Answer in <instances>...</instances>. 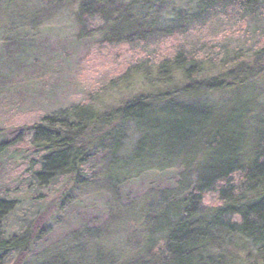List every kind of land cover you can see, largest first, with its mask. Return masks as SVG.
I'll return each instance as SVG.
<instances>
[{
	"label": "trees",
	"instance_id": "1",
	"mask_svg": "<svg viewBox=\"0 0 264 264\" xmlns=\"http://www.w3.org/2000/svg\"><path fill=\"white\" fill-rule=\"evenodd\" d=\"M2 1L11 3L19 17L33 19L32 0ZM227 9L264 18V0H80L73 17L79 26L88 18H100L109 38L146 39L184 32L186 24ZM205 65L177 50L156 66V81L170 85V90L139 95L106 114L78 107L43 118L42 124L31 127L27 143L40 155L29 163L27 190L64 179L50 202L57 204L73 191L92 186L96 144L109 156L104 183L111 191L130 180L120 181V166L129 169L145 160L147 174L161 173L170 160L179 166L195 161L193 172L185 174V168L173 190L151 191L155 200L141 216L146 235L126 264H264V112L248 118L250 104L264 95L259 88L264 81V40L251 52L235 50L223 70L208 71ZM223 93L231 99L221 104L216 97ZM129 130L140 138L122 160L118 153ZM248 132H254V140L246 156ZM15 145L2 140L0 156ZM4 164L0 160L1 168ZM239 174V182H233ZM6 183H0V264H8L12 254L23 263L41 230L35 229L38 220L21 232L8 230L10 216L24 201L14 197ZM211 193L217 203L208 207L204 198ZM158 231L163 232L161 253L152 247L153 232Z\"/></svg>",
	"mask_w": 264,
	"mask_h": 264
},
{
	"label": "rangeland",
	"instance_id": "2",
	"mask_svg": "<svg viewBox=\"0 0 264 264\" xmlns=\"http://www.w3.org/2000/svg\"><path fill=\"white\" fill-rule=\"evenodd\" d=\"M32 1L34 17L28 19L19 17L11 3L0 0V142L7 138L17 142L8 154L0 156L5 163L0 167V183L7 182L11 194L24 201L10 216L8 230L21 232L35 220V229L41 230L23 263L12 254L8 264H126L146 235V228L140 226L145 223L142 211L156 197L151 191L173 190L185 168V174L193 172L195 161L179 166L170 160L164 162L167 169L161 173L147 174L145 160L129 169L120 166V181L130 180L111 191L104 183L109 156L97 150L96 144L90 163L96 170L94 184L73 191L66 201L64 196L63 201L50 204L65 180L27 190L29 163L40 158L27 144L31 127L42 124L45 117L74 108L106 114L139 95L170 90V85L156 81V66L177 50L207 63L208 71L223 70L235 50L251 52L264 40V18L241 16L227 9L211 12L186 24L184 32L169 36L113 39L107 37L108 28L100 18H88L82 26L76 23L73 15L80 0ZM259 84L264 89V81ZM229 99V93L216 97L221 104ZM254 102L250 120L264 112V95ZM253 133L248 132L246 156ZM138 137L132 130L127 132L118 153L122 160L131 155ZM13 151L17 154L11 157ZM240 179V174L235 175L233 182ZM204 200L206 206H214L217 195L207 194ZM86 237H91L89 242ZM152 242L153 251L161 253L163 232H153Z\"/></svg>",
	"mask_w": 264,
	"mask_h": 264
}]
</instances>
